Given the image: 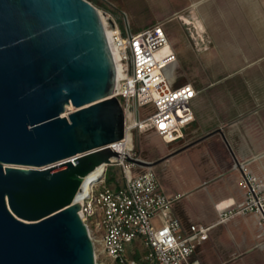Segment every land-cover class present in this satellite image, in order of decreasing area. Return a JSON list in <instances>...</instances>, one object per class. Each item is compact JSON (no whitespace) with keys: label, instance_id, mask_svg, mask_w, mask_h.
I'll return each mask as SVG.
<instances>
[{"label":"water","instance_id":"water-1","mask_svg":"<svg viewBox=\"0 0 264 264\" xmlns=\"http://www.w3.org/2000/svg\"><path fill=\"white\" fill-rule=\"evenodd\" d=\"M121 86L88 0H0V264H95L78 200L118 156Z\"/></svg>","mask_w":264,"mask_h":264},{"label":"crops","instance_id":"crops-1","mask_svg":"<svg viewBox=\"0 0 264 264\" xmlns=\"http://www.w3.org/2000/svg\"><path fill=\"white\" fill-rule=\"evenodd\" d=\"M178 19L195 41L193 48L182 40L193 60L185 83L197 92L184 140H201L152 168L159 190L179 196L172 214L183 233L211 226L196 242L201 264H264L256 216L218 223L227 202L244 198L238 164L264 184V0H192ZM167 38L178 68L185 59ZM163 144L159 157L170 153Z\"/></svg>","mask_w":264,"mask_h":264},{"label":"built area","instance_id":"built-area-1","mask_svg":"<svg viewBox=\"0 0 264 264\" xmlns=\"http://www.w3.org/2000/svg\"><path fill=\"white\" fill-rule=\"evenodd\" d=\"M103 18L121 73V89L110 98L119 95L124 134L109 145L118 156L78 200L95 264H201L194 258L196 242L211 226L193 224L183 233L172 214L179 196L161 193L152 168L128 162L138 159L132 154L137 133L152 132L166 144L185 139V130L194 120L191 102L197 92L192 84L175 79V54L161 24L131 34L109 14ZM108 19L113 22L112 30L107 27ZM111 167L118 168L120 177L115 175L108 184L107 169ZM237 168L244 198L227 202L218 213V223L252 214L258 219L259 236L264 237V184L247 164Z\"/></svg>","mask_w":264,"mask_h":264},{"label":"rangeland","instance_id":"rangeland-1","mask_svg":"<svg viewBox=\"0 0 264 264\" xmlns=\"http://www.w3.org/2000/svg\"><path fill=\"white\" fill-rule=\"evenodd\" d=\"M92 5L100 12L109 14L116 19L122 30L126 33L134 34L138 31L162 24L166 35L170 37L175 47L180 53V57L185 59L174 69L175 79L181 82L191 80L192 53L186 51L182 40L194 48L195 41L190 32L184 31L181 27L178 14L192 0H91ZM104 20V19H103ZM186 140L169 144L168 151L172 152L186 145ZM134 158L153 162L161 157L157 155V148L163 147L162 140L152 132L137 133L134 138ZM163 157V156H162ZM154 168V167H153ZM117 177H120L118 168L110 170ZM110 173L107 174V178ZM142 251V249H141Z\"/></svg>","mask_w":264,"mask_h":264},{"label":"bare ground","instance_id":"bare-ground-1","mask_svg":"<svg viewBox=\"0 0 264 264\" xmlns=\"http://www.w3.org/2000/svg\"><path fill=\"white\" fill-rule=\"evenodd\" d=\"M100 17H101V14H100ZM104 19V18H103ZM102 17H101V21H103ZM167 48L164 50L166 51ZM72 109V106H68L67 107V110H71ZM97 179V176H88L86 178V185L84 186V190L86 189H89V187L91 186V184Z\"/></svg>","mask_w":264,"mask_h":264},{"label":"trees","instance_id":"trees-1","mask_svg":"<svg viewBox=\"0 0 264 264\" xmlns=\"http://www.w3.org/2000/svg\"><path fill=\"white\" fill-rule=\"evenodd\" d=\"M88 1H89L90 3H92L91 0H88ZM112 168H113V167L107 169V174L110 173V176H109L108 178H106V179H107L106 181H107L108 184H111V183L114 181V176H115V174H114L113 172L110 171V170H112Z\"/></svg>","mask_w":264,"mask_h":264}]
</instances>
